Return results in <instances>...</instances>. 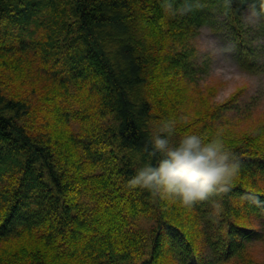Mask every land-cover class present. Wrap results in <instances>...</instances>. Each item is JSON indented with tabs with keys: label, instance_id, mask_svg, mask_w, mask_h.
<instances>
[{
	"label": "trees",
	"instance_id": "trees-1",
	"mask_svg": "<svg viewBox=\"0 0 264 264\" xmlns=\"http://www.w3.org/2000/svg\"><path fill=\"white\" fill-rule=\"evenodd\" d=\"M145 2L152 7L151 14L156 15L152 18L157 38L169 35L173 40V46H168L164 54L165 71L177 72L192 82L195 80L199 69L190 60L194 50L189 41L202 26L212 30L226 27L235 41L239 65L253 72L259 68L256 56L259 45L254 44L255 38L249 41L247 36L250 32L255 36L264 35V0ZM123 4L124 0H0V31L6 25L4 32L16 37L18 50L41 46L45 62L62 53L72 80L76 78L88 84V100L97 102L95 112L100 116L112 115L116 121L111 127L96 125V122L84 125L80 134L71 138H75V153L80 160L78 146L89 164L104 165L111 161L109 167L118 177L92 176L89 172L74 183L64 180L66 171L58 170L60 166L53 161L47 131L43 129L45 131L39 135L33 131L27 133L24 124L17 120L25 107L23 101L1 94L0 180L8 172H17L19 176L15 185L0 190V264L53 263L39 246L32 249L25 245L10 246L14 237L34 236L44 247L55 251L56 256L71 251L81 264H166V260L177 264H226L242 255L247 241L264 237V230L261 234L258 228L236 221L246 213L258 218L260 228L264 229L261 219L264 199H257L264 198V191L255 188L258 178L264 180V156L247 154L248 150L239 146L243 141L230 143L234 146L231 156L238 167L229 190L187 206L192 223L196 220L195 224L201 227L205 255H200L185 231V225L192 227L193 224H187V220L181 224L169 217L166 214L169 205L161 200L164 198L127 185L138 167L149 161L155 163L156 158L150 151L148 122L153 117L155 98L146 94L143 89L146 79L141 75L151 53H147L145 42L131 32L127 18L132 12L117 9ZM164 5L169 10L166 27L161 24ZM245 9L258 15L259 23L255 28L243 22L241 15ZM221 12L226 18L223 24L218 16ZM38 31L42 33L40 38L35 36ZM135 46H140V52L135 51ZM0 50L2 59L7 55L16 56L12 46L1 44ZM119 58L123 64L118 63ZM231 104L226 102L220 110H213L210 119L220 111L231 109ZM89 113L82 117L88 119ZM102 144L115 150L113 159L105 154ZM256 154L264 155V152ZM88 180L97 181L101 196L93 208H86L81 221L76 212L74 191L88 184ZM103 196H108L106 208L100 205ZM136 201L152 212L153 224L149 226V234L130 239L113 226L128 222V211ZM156 201L160 203L159 208ZM99 207H102L100 212ZM246 221L251 224L249 219ZM111 228L119 233L118 240L108 237L113 232ZM79 232H84L83 240L80 236L72 240L71 234ZM91 234L100 238L90 240Z\"/></svg>",
	"mask_w": 264,
	"mask_h": 264
},
{
	"label": "rangeland",
	"instance_id": "rangeland-1",
	"mask_svg": "<svg viewBox=\"0 0 264 264\" xmlns=\"http://www.w3.org/2000/svg\"><path fill=\"white\" fill-rule=\"evenodd\" d=\"M117 9H121L124 13L129 10L132 12V16L127 18L131 32L135 34L136 38L145 42L147 53H151L149 54L151 58L146 57L148 60L141 72V75L146 79L143 89L146 94L150 96L152 94L151 98H155L153 117L148 120L150 132L152 133L154 127L164 119L183 116L186 117L187 122L177 128V135L188 131H196L208 137L218 135L230 154L234 148L230 143L243 141V144L239 146L242 149H247V154L264 156L256 154L264 152V68L259 67L255 69L256 72H253L243 69L239 65L235 41L227 28L212 30L209 26H202L197 29L194 36L190 37L189 45L194 50L190 60L195 64L196 69H199L192 82L191 79L189 80L177 72H167L163 69L164 54L168 46H173V40L169 35L157 38L153 24V18L155 19L156 15L151 14L153 9L145 0H124V4ZM162 10L164 15L161 17V24L166 27L167 14L169 13L167 5H164ZM120 15L124 17L123 13ZM218 16L220 23L223 24L226 19L225 14L221 12ZM241 17L247 26L255 28L259 23L258 15L250 9L243 10ZM66 18L69 19L70 15H66ZM5 27L6 25L1 27L0 45L14 47L16 56L7 55L2 59L3 52L0 50V95H5L6 98L12 100L19 98L23 101L25 107L20 111V117L17 119L19 124H24L27 133L33 131L39 135L41 132L47 131L53 150V161L60 166L61 169L58 170L66 171L64 177L67 179L64 180L67 182L74 183L78 178H84L83 174L89 172L93 174L92 176L105 175L110 179H118L109 167L111 161L104 165L89 164L84 151L80 150L78 146L80 160L75 153L74 145L77 146L74 142L75 138H71L74 135H79L81 127L84 125L95 122L96 125H106L107 127H111V124L116 125L112 115L100 116L95 112L97 102L88 100V84L81 83L82 80L76 78L74 81L72 80L71 71L65 67L62 53L57 56L53 55L45 62L41 46H29L24 51H19L16 37L13 34H5ZM58 34L62 36L61 32ZM35 36L40 38L42 33L38 31ZM253 38H255L254 44L259 45L256 56L260 63L261 53H264V35L255 36L253 32H250L247 39L251 41ZM135 51L140 52V46H135ZM118 63L123 64L122 58L118 59ZM249 91L253 92L254 99L246 107L239 106L240 97ZM226 102H232V108L220 111L219 115L213 116L211 120L209 116L213 110H220ZM89 111V118H83L82 116H85ZM12 113L14 114V111ZM209 128L212 130L210 131ZM215 130L218 131L215 132ZM101 147L105 149V154L113 159L112 154L115 150L108 144H102ZM138 157L139 155L136 156V158ZM18 176L17 172L6 173L0 180V190L15 185ZM258 182V186L255 188L264 191V180L258 178ZM96 184V180H88V184L74 191L77 195L75 202L79 220L86 214V208L88 206L89 209L93 208L101 196L97 191L99 187H96ZM102 198L100 205L106 208L108 196ZM161 200H166L169 205L166 211L169 217L181 224H185L186 220L187 224H193L187 206L169 199ZM111 204L109 203V205ZM155 205L159 208V201H156ZM115 207L118 209L117 206ZM213 207L216 210L217 203ZM100 210L102 207H99L98 212ZM151 210L153 211L154 208ZM106 215L107 211L105 210ZM247 219L251 221V224L247 223ZM127 221L113 227L123 237L140 239L145 234H149V226L153 224L152 212L146 211V207L143 208L141 203L136 201L135 206L128 211ZM193 221L192 227L185 225L184 228L190 234L192 241L195 242V247L202 256L206 254V245L201 227L195 224L196 220ZM236 221L258 228L261 234V230H264L260 228L259 219L253 215L244 213ZM108 223L112 227L110 221ZM95 230L97 232V229ZM110 231L113 229L111 228ZM118 232L113 231L107 236L118 240V236H120ZM82 233L84 232H79L76 235L72 233V240L79 236L82 238ZM96 235L91 234L92 237L89 239H99L100 237H96ZM10 242V246L14 247L25 245L32 249L39 246L46 258L53 260L52 264H81L78 257L75 258L71 251L56 256L55 251L44 247L34 236L14 237ZM165 263L177 264L170 260H166ZM226 264H264V237L252 238L247 241L242 255L229 260Z\"/></svg>",
	"mask_w": 264,
	"mask_h": 264
},
{
	"label": "clouds",
	"instance_id": "clouds-1",
	"mask_svg": "<svg viewBox=\"0 0 264 264\" xmlns=\"http://www.w3.org/2000/svg\"><path fill=\"white\" fill-rule=\"evenodd\" d=\"M186 122V117H174L154 127L149 143L155 163L138 167L127 180L130 188L188 207L229 190L238 166L223 140L196 131L177 135V128Z\"/></svg>",
	"mask_w": 264,
	"mask_h": 264
},
{
	"label": "snow or ice",
	"instance_id": "snow-or-ice-1",
	"mask_svg": "<svg viewBox=\"0 0 264 264\" xmlns=\"http://www.w3.org/2000/svg\"><path fill=\"white\" fill-rule=\"evenodd\" d=\"M242 62V61H241ZM259 67L261 68H264V53H261V60H260V65ZM254 99V95H253V92L249 91L248 93H246L245 95L241 96L239 101H238V104L239 106L241 107H246L247 104L252 100ZM257 199H264V198H261V197H257ZM262 221H264V217L261 218Z\"/></svg>",
	"mask_w": 264,
	"mask_h": 264
}]
</instances>
